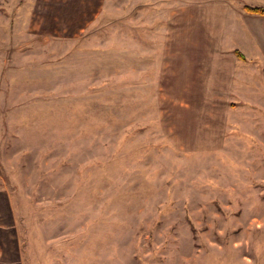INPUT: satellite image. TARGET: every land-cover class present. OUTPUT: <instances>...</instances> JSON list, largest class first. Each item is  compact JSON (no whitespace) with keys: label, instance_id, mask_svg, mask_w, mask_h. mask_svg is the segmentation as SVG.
<instances>
[{"label":"rangeland","instance_id":"obj_1","mask_svg":"<svg viewBox=\"0 0 264 264\" xmlns=\"http://www.w3.org/2000/svg\"><path fill=\"white\" fill-rule=\"evenodd\" d=\"M75 1L0 0V264H264V0Z\"/></svg>","mask_w":264,"mask_h":264},{"label":"crops","instance_id":"obj_2","mask_svg":"<svg viewBox=\"0 0 264 264\" xmlns=\"http://www.w3.org/2000/svg\"><path fill=\"white\" fill-rule=\"evenodd\" d=\"M139 1H142V3L145 4L146 2H149L150 0H139ZM171 1L177 2L176 0H167V3L171 5L172 3ZM192 1L193 0H182V2H185V4L192 3ZM109 2L112 4V0L111 1L105 0V3H109ZM153 4H155V0L153 1ZM97 5H98V0H77L75 1L74 9H73L75 16L72 19V21L76 23L74 27L76 28L91 27L92 22H93L91 14L97 12L96 10ZM1 236H2V232L0 228V238ZM0 250H1V244H0Z\"/></svg>","mask_w":264,"mask_h":264},{"label":"trees","instance_id":"obj_3","mask_svg":"<svg viewBox=\"0 0 264 264\" xmlns=\"http://www.w3.org/2000/svg\"><path fill=\"white\" fill-rule=\"evenodd\" d=\"M243 10L250 15L264 16V5H244ZM238 57L242 59V56L235 52Z\"/></svg>","mask_w":264,"mask_h":264}]
</instances>
